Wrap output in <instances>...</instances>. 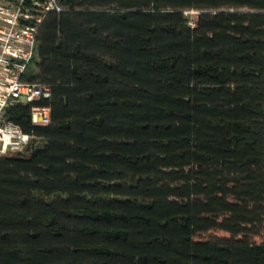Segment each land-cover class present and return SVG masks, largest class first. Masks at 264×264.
Masks as SVG:
<instances>
[{"label": "trees", "instance_id": "16d2710c", "mask_svg": "<svg viewBox=\"0 0 264 264\" xmlns=\"http://www.w3.org/2000/svg\"><path fill=\"white\" fill-rule=\"evenodd\" d=\"M62 4L51 96L6 113L43 143L0 156V264H264V0Z\"/></svg>", "mask_w": 264, "mask_h": 264}, {"label": "built area", "instance_id": "2783aa9c", "mask_svg": "<svg viewBox=\"0 0 264 264\" xmlns=\"http://www.w3.org/2000/svg\"><path fill=\"white\" fill-rule=\"evenodd\" d=\"M67 10L62 0H0V156L25 152L43 143L7 120L8 108L17 103L29 104L51 96V87L26 79L37 56L42 24L51 12ZM34 125L51 122V108L32 107Z\"/></svg>", "mask_w": 264, "mask_h": 264}, {"label": "rangeland", "instance_id": "374dc122", "mask_svg": "<svg viewBox=\"0 0 264 264\" xmlns=\"http://www.w3.org/2000/svg\"><path fill=\"white\" fill-rule=\"evenodd\" d=\"M199 13L200 12L197 11V10H189V11H186V14L189 17L190 23L192 25H195L197 23L198 18H199ZM210 236L230 237V234L225 233V232H222V231H219V232H211L209 234H204L201 237L204 238V239H206V238H209ZM256 240L257 241H261V239H259V238H257Z\"/></svg>", "mask_w": 264, "mask_h": 264}]
</instances>
